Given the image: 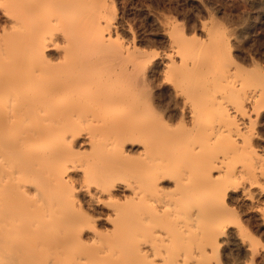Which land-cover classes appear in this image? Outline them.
Segmentation results:
<instances>
[{"label": "bare ground", "instance_id": "6f19581e", "mask_svg": "<svg viewBox=\"0 0 264 264\" xmlns=\"http://www.w3.org/2000/svg\"><path fill=\"white\" fill-rule=\"evenodd\" d=\"M104 7L0 0V264H212L231 194L264 217L263 58L231 56L253 26L151 55Z\"/></svg>", "mask_w": 264, "mask_h": 264}, {"label": "rangeland", "instance_id": "374dc122", "mask_svg": "<svg viewBox=\"0 0 264 264\" xmlns=\"http://www.w3.org/2000/svg\"><path fill=\"white\" fill-rule=\"evenodd\" d=\"M102 1L105 7L107 6L105 13H108L109 16L114 15L113 17H115L113 18V22H115L117 26L115 29L116 35H114L113 38L115 41L114 44H119L120 39V41H124L125 43L134 44L135 47L146 51V53L148 52L151 54L152 52H157L156 54H163L161 53L163 51L164 53H170L169 48L173 42L171 41V36L168 37V31L170 33H175V35L172 34L173 40L176 37L178 38L177 33L179 36L184 33L185 36H191L192 34L197 36L198 38H196L197 40L199 39L198 41H200V39L205 41L206 35L201 31L202 26H205L206 29L207 27L210 29L213 26L211 28L212 30L216 26L217 28L215 27V29H220L218 31L220 34H222L221 31L223 30L224 35H227L231 31L233 32L232 29L234 26L237 28H239V26H253L248 38H243L242 36L238 37L241 44L239 46L243 48V52L240 51L242 48L238 50L237 47H234L236 44L232 42L233 40L231 41V44H233V46L231 45V51H233L231 52V56H233L234 58H232L235 61L237 60V63L239 62V65L241 64L243 68L244 65L246 66L248 64L243 54L244 51H248V54L253 55L251 58L257 59V61H261L262 58L264 60V0ZM215 29L213 31L216 33L217 31H215ZM184 34L182 35L183 37ZM189 36L188 39L191 40L193 37L191 38ZM202 40L198 43H201ZM238 53L243 56L240 54L238 56ZM240 56L243 57L244 60H241L242 58ZM262 62L256 63L262 66L264 64V62ZM250 67L253 66H246L248 69H251ZM169 87V85H166L160 91L161 104L159 105H161V108H164L165 103L168 102L167 91ZM158 111H161V109ZM172 119L174 120L175 118ZM175 120L174 122L178 123L179 120ZM172 125L174 126L175 124L172 123ZM259 127V133H264V126ZM136 157L137 155L133 154L128 160V163L133 164L134 161H136ZM122 176L130 180L134 179V177L127 172H124ZM234 196V194H231V197H229V206L239 215L242 234L241 236L238 234L236 236L237 238L234 237L228 242L221 243L219 249H214L215 251L212 250L215 253H211V251L208 250L207 252L209 253L210 251V253H207L208 255L206 256L210 260L207 261L212 264H264V217L262 215L245 213L246 208L240 203L238 204ZM239 223L238 225H240Z\"/></svg>", "mask_w": 264, "mask_h": 264}]
</instances>
